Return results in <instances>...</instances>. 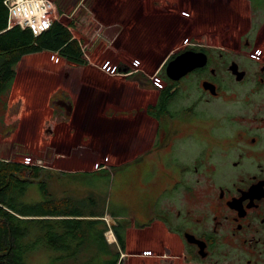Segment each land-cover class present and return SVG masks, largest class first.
Here are the masks:
<instances>
[{
  "label": "flooded vegetation",
  "instance_id": "flooded-vegetation-1",
  "mask_svg": "<svg viewBox=\"0 0 264 264\" xmlns=\"http://www.w3.org/2000/svg\"><path fill=\"white\" fill-rule=\"evenodd\" d=\"M221 7L219 26L165 44L154 99V76L117 66L135 83L106 118L134 210L113 227L125 264H264V0ZM187 54L193 68L170 77ZM53 102L73 117L72 100Z\"/></svg>",
  "mask_w": 264,
  "mask_h": 264
},
{
  "label": "rangeland",
  "instance_id": "rangeland-1",
  "mask_svg": "<svg viewBox=\"0 0 264 264\" xmlns=\"http://www.w3.org/2000/svg\"><path fill=\"white\" fill-rule=\"evenodd\" d=\"M52 1L55 21L75 23L72 32L81 40L85 65L69 63L58 52L22 58L12 86L0 98V160L28 166L31 173L37 170L38 179L31 173L27 177L26 202L43 201L44 184L53 198L72 200L87 214L95 208L106 223L103 240L89 236L77 257L54 262L57 253L40 247L26 264H125L127 252H120L108 223L111 214L129 217L134 210L126 200L127 186L119 180L126 169L112 168L113 133L106 118L116 105L112 99L127 101L135 83L117 66L122 63L138 75L146 69L147 77L154 76V99L165 44L169 54L171 38L219 26L227 14L221 0ZM63 95L73 101L71 118L54 105ZM101 123L105 125L99 128Z\"/></svg>",
  "mask_w": 264,
  "mask_h": 264
},
{
  "label": "trees",
  "instance_id": "trees-1",
  "mask_svg": "<svg viewBox=\"0 0 264 264\" xmlns=\"http://www.w3.org/2000/svg\"><path fill=\"white\" fill-rule=\"evenodd\" d=\"M5 1L0 0V98L12 86L16 66L24 56L58 52L69 63L85 65L81 40L72 32L75 23L55 21L48 31L36 37L30 29L9 27ZM58 12L66 15L59 6ZM29 168L0 160V264H26L28 256L40 247L57 253L54 262L73 259L89 236L103 240L105 229L100 231V221L94 220L98 216L95 208L87 214L72 200L55 199L44 184L43 201L26 202ZM31 175L39 178L37 170ZM116 234L124 250V233L116 229Z\"/></svg>",
  "mask_w": 264,
  "mask_h": 264
},
{
  "label": "built area",
  "instance_id": "built-area-1",
  "mask_svg": "<svg viewBox=\"0 0 264 264\" xmlns=\"http://www.w3.org/2000/svg\"><path fill=\"white\" fill-rule=\"evenodd\" d=\"M9 27L30 29L37 37L48 31L55 22L56 5L52 0H6Z\"/></svg>",
  "mask_w": 264,
  "mask_h": 264
},
{
  "label": "water",
  "instance_id": "water-1",
  "mask_svg": "<svg viewBox=\"0 0 264 264\" xmlns=\"http://www.w3.org/2000/svg\"><path fill=\"white\" fill-rule=\"evenodd\" d=\"M195 60L196 59L194 57H190L189 54L176 58L175 60L170 62L169 66H168L169 76L174 78V79H178L180 76L185 74L187 72V70H190L191 68H193V67H189L190 66L189 63H191ZM64 107L68 111V115H70L72 105L66 104V105H64Z\"/></svg>",
  "mask_w": 264,
  "mask_h": 264
},
{
  "label": "crops",
  "instance_id": "crops-1",
  "mask_svg": "<svg viewBox=\"0 0 264 264\" xmlns=\"http://www.w3.org/2000/svg\"><path fill=\"white\" fill-rule=\"evenodd\" d=\"M88 172H90V171H92V170H87ZM92 172H95V171H92ZM63 199H66V198H63ZM111 216H112V219H111V221H109V223H108V225H111V226H115L116 225V222H115V220H118V219H120V220H122V219H124L125 217L124 216H122V215H116V214H111ZM94 220H98V221H100V225L98 226V228H99V230L101 231L102 229H103V226L105 225V223H106V220H105V218L104 217H96V218H94ZM159 223V222H158ZM114 235V234H113ZM96 238V237H95ZM114 238H115V236H114ZM97 239V238H96ZM98 240H100V239H98ZM102 240V239H101ZM117 240V239H116ZM115 240V241H116ZM128 247H129V242H128ZM83 249V248H82ZM81 249V250H82ZM126 255H127V253H126Z\"/></svg>",
  "mask_w": 264,
  "mask_h": 264
}]
</instances>
